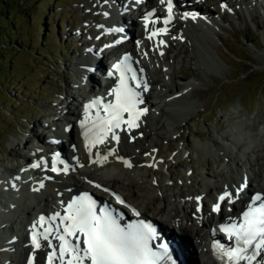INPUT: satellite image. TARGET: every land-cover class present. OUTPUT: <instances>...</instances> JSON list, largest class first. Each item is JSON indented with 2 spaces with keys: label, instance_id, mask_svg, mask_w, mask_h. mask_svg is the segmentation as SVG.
I'll list each match as a JSON object with an SVG mask.
<instances>
[{
  "label": "bare ground",
  "instance_id": "6f19581e",
  "mask_svg": "<svg viewBox=\"0 0 264 264\" xmlns=\"http://www.w3.org/2000/svg\"><path fill=\"white\" fill-rule=\"evenodd\" d=\"M153 1H156L160 6V0H140L139 3L136 0H128L125 3L114 0L112 4L111 2L103 4V10L110 15L107 23L101 24L102 36H107L106 45L109 47L103 49H96L92 45L88 47L78 57L75 71H77V77L91 78L90 74L94 73V70H98L102 72L108 83L101 87L90 82L85 94H81L80 98L71 99L73 108L66 107L63 116H56L53 120L44 123L51 128L52 136L54 135L55 138L34 134L31 140L24 138V147L30 144L28 150L16 149L12 157L7 160L3 159L4 161L0 164V175L2 176L0 182V250H4V257L0 264H27L29 256L33 253L30 242L32 224L37 222L40 216L47 219L55 212H59L62 202L78 190H88L97 199L102 198L101 201L104 202L115 201L113 193L119 195L130 207L125 208L122 205L117 210L123 212V208H125L131 212V208H135L140 212V216L151 218L163 235L166 234L173 238L177 250L184 254L189 264H195L193 256L194 259L196 258V262L198 261V255H194L195 251L201 253L199 255L201 264H219L210 255L212 249L208 243L209 237L217 236L218 226L228 216L238 215L240 206L246 204L252 191L259 189L264 193V124L251 127L252 123L244 120V126H240L241 129L235 127L231 132L224 131L220 138L211 140L210 146L204 142L196 144L186 140L185 145L178 144L176 147H172L168 153L161 151V143L165 142L169 147V144L172 143L171 139L176 135L172 130L173 120L185 121L198 107L197 101L190 95L183 93L182 90H174L171 84L166 81L170 77L167 49L176 40L170 34L176 33L185 36L195 50L193 58L197 57L205 67L221 69L223 66L216 57L215 48L204 34L206 28L211 26L208 17L214 15L208 7L206 9L202 6L206 4L207 0H173V19L167 25V34L157 35L150 40L148 36L153 28L165 27L162 17H159L155 23L150 21L147 28L143 23L145 11L153 6ZM237 1L244 5L251 20H254L256 15L254 13L257 10L264 11V0ZM237 1L214 0L212 2L220 6L226 5L227 10L229 8L237 14L235 6L233 8V3L236 4ZM196 3L199 8L196 7ZM163 5L161 4L162 7ZM165 8L167 7L162 9ZM240 8L242 10V6ZM160 12L156 10L155 15ZM185 14H187V18H185ZM219 14L220 19L223 20V13L219 12ZM193 15H195V19L192 18ZM131 18L135 19V24H138L140 30L137 36L133 35L127 39L126 34L130 31L129 26L132 25ZM127 20L130 25H126ZM111 29H121V31H110ZM209 29L215 33L213 28ZM113 32H116L117 36L113 37ZM161 40L164 41L163 44L159 43ZM137 41L140 42L139 47ZM108 52L113 53V58L111 63L106 61L108 65H105L102 58ZM126 52L132 54L136 69L138 71L143 69V73L139 71L142 80H146L153 89H156V93L153 95L152 92L148 94L143 91L142 87L139 88L144 100L142 105L147 108L148 112L150 110L159 111L160 107H164L167 113L165 119L155 115H152V119L155 120V124L164 123L166 127L159 131L149 126L145 120L148 115L145 113L146 117L142 115L138 121L139 127L129 130L126 126H122V129L116 130L120 137L119 143L108 137L105 143L93 147L90 155L79 127V121L83 118V105L95 97H102V93L105 95L110 86H114L116 77L110 78L107 73ZM145 52L147 53L146 57L144 56ZM97 58L100 60L97 61ZM154 62L164 68L162 77L157 80H153L152 74L150 75L152 72L150 66ZM185 84L189 88L195 85L190 80L185 81ZM59 123L61 124L60 128ZM65 126H68L69 130L65 129ZM130 137H134L132 142L129 141ZM142 139L146 142V146L137 145ZM55 140L60 143L54 145ZM64 141L65 143L67 141L69 145L74 144L75 150H70L71 153H67ZM122 145L125 149H122ZM211 146L223 151L228 149V161L224 167L229 175L223 176L221 179H217L213 175L205 180L197 177L190 178L188 175L193 172L192 163L181 168L182 170L177 169L176 172L170 169L171 159L175 160L177 165L180 162L183 163L184 157H189L192 150L197 152L199 157L207 158ZM109 149H116V154L108 155L107 160L101 163L93 162L97 159V153L103 157ZM232 149L240 151L243 158H234L230 152ZM55 153L63 154L71 159V165L66 166L67 172L51 171L48 162L55 156ZM145 153L149 155H145ZM118 157L128 160L132 167H126ZM36 160L46 161L47 166L41 163L39 169L31 167ZM237 160L245 162V164L241 166L242 163H239L238 168L233 170L232 164L235 162L238 165ZM22 164H25L24 168L27 169V172L17 175V170ZM150 164L155 166L149 167ZM56 166L64 168L63 163L59 161ZM12 174L17 175L14 177L15 186H9L7 182ZM245 177L247 178V187L240 194V198L232 205L225 206L226 202L222 204L221 213L212 212V204L216 197L225 191L226 186L229 191L235 193V188L244 182ZM255 177L260 178L256 179ZM189 182H191V187L185 188L186 183ZM41 183H43V187H40ZM97 184L101 187L97 188L95 186ZM104 189L109 191H104ZM197 196L201 197L200 212L196 211L198 205L195 197ZM228 207L232 208L231 212L227 210ZM47 226L46 224L45 227ZM50 239L53 245L57 242L53 236H50ZM190 240L194 244V253L190 246ZM41 243L42 248L35 252V264H45V257L49 251L48 242L41 239Z\"/></svg>",
  "mask_w": 264,
  "mask_h": 264
},
{
  "label": "rangeland",
  "instance_id": "374dc122",
  "mask_svg": "<svg viewBox=\"0 0 264 264\" xmlns=\"http://www.w3.org/2000/svg\"><path fill=\"white\" fill-rule=\"evenodd\" d=\"M113 1L8 0L5 4V0H0V23L5 24L12 19L18 27L15 37H10L11 42L2 47L5 56L0 67L8 71L5 76L9 78L0 76V164L3 159L12 157L16 149L28 150L30 144L24 147V138L31 140L33 134L50 137L53 132L44 123L56 116H63L66 107L73 108L71 99L85 94L90 82L101 87L106 85L102 72L98 70L90 74L91 78L77 77L75 64L91 45L96 49L105 48L108 39L102 36L101 24L110 15L104 14L103 4H112ZM120 1L125 3L128 0ZM212 1L207 0V6H202L208 7L214 14L208 17L211 24L208 27L213 28L215 33L206 28L204 34L215 48L216 57L223 67H205L197 57L194 60L195 50L185 36L170 34L176 40L167 49L170 77L166 81L174 90H182L190 95L197 101L198 107L185 121L173 120L172 130L176 135L171 139L172 143L169 142V147L165 142L161 143L160 149L164 153L178 144L185 145L186 140L196 144L204 142L210 146L211 140L220 138L224 131L231 132L235 127L241 129L244 120L250 121L251 127L264 124V11L257 10L254 20H251L244 5L237 0L238 3H233L237 14L229 11V8L231 13H224V9ZM152 7L159 9L156 1H153ZM219 12L223 13V20ZM128 20L126 25H130ZM134 20L131 18L127 39L137 36L140 30ZM4 31L12 35L6 28ZM112 36H117V33L113 32ZM179 37L180 40L177 39ZM112 58L113 53L108 52L102 58L103 64L108 65ZM150 67L153 80L162 77L163 67L155 62ZM187 80L193 81L195 85L189 88L185 84ZM151 92L155 95L156 89L152 88ZM146 114L148 116H144L149 126L159 131L166 127L164 123L155 124L152 119V115H155L164 120L167 114L164 107H160L159 111H147ZM133 139L130 137L129 141ZM141 144L146 146L144 139L137 145ZM122 149H125L123 145ZM230 152L234 158L242 157L236 149ZM227 155L228 149L223 151L214 146L210 147L207 158L199 157L192 150L189 157L184 155L183 163L177 165L171 159L170 169L176 172L192 163V177L188 175L190 178L205 180L213 175L221 179L229 175L225 168ZM239 163H242L241 166L245 164L238 161L236 165L233 162V170L238 168ZM23 172L25 174L22 164L17 175ZM190 183L184 184L185 188L191 187ZM3 257L4 253L0 251V261Z\"/></svg>",
  "mask_w": 264,
  "mask_h": 264
},
{
  "label": "snow or ice",
  "instance_id": "6c2138e0",
  "mask_svg": "<svg viewBox=\"0 0 264 264\" xmlns=\"http://www.w3.org/2000/svg\"><path fill=\"white\" fill-rule=\"evenodd\" d=\"M136 2L139 3L140 0H136ZM160 3L166 4L167 7V17L163 19L165 27L153 28L148 36L150 40L157 35H166L167 25L173 19V0H160ZM221 7L223 9L227 6L222 4ZM104 14L108 15V13ZM154 15L155 10L144 15L146 28ZM185 18H187V14H185ZM192 18L195 19V15ZM155 22L152 21V23ZM110 31H121V29H111ZM175 38L173 37V39ZM139 43L137 41L138 47ZM159 43L163 44L164 41L161 40ZM105 47H109V45H105ZM161 55H163L162 52ZM144 56H147L146 52ZM139 71L143 73V69ZM107 75L110 78L116 77V83L107 93V96L112 99L107 102L102 97L91 99L83 105V118L79 121L81 135L90 155L91 149L105 143L109 134H111L112 140L119 143L120 137L116 130L122 129V126H126L129 130L139 127L140 117L147 112V108L138 107L144 103V100L142 93L136 89L142 87L146 92L148 83L146 80L142 82V77L138 78L136 70L131 65L130 55H124L113 64L112 70ZM130 82L135 83L133 85ZM125 114H127V118H125ZM72 147L75 150V145ZM115 154L116 149H109L103 157L97 153V159L93 162L101 163L107 160L108 155ZM145 155L149 154L145 153ZM56 159L53 157L51 171L67 172V167L61 169L56 166ZM118 159L122 160L126 167H132V164L123 157H118ZM41 163L47 166L46 161H41L31 167L38 168ZM80 166L83 167V165ZM148 166L154 167L155 165ZM43 186L41 183L40 187ZM95 186L101 187L99 184ZM246 187V177L244 182L235 188V193L229 191L226 186L225 191L216 197L211 211L217 214L221 213L222 204L225 202V206L234 204ZM104 191L109 190L104 189ZM113 195L117 204L130 207L119 195L115 193ZM189 199L192 198L189 197ZM200 199L199 196L195 197L198 205L197 212L201 211ZM227 210L231 212L232 208L228 207ZM131 211L133 215L140 216V212L135 208H131ZM56 220H59V225L53 226V222ZM46 224L47 227H45ZM38 226L43 231H36ZM218 228L225 234L226 239L232 242L231 246H225L220 242L213 244V249L219 254L220 259L225 261V264H264V193H253L239 216H228L226 222L220 224ZM50 236L59 242L58 245L52 244ZM81 237H83L82 241ZM70 238H74L76 242L73 243ZM155 238L156 230L150 223L143 220L128 224L125 228L121 226L117 216L113 214V210L108 207L97 214L95 201L88 193H84L67 204L64 215L55 212L47 219L40 216L38 221L32 225L30 242L33 253L29 256L27 264H35V252L42 248L41 239L47 241V247L51 249L45 257V264H85V261H89L90 264H159L166 258L170 260L167 246H164L163 253L154 252L149 246L150 240Z\"/></svg>",
  "mask_w": 264,
  "mask_h": 264
},
{
  "label": "trees",
  "instance_id": "16d2710c",
  "mask_svg": "<svg viewBox=\"0 0 264 264\" xmlns=\"http://www.w3.org/2000/svg\"><path fill=\"white\" fill-rule=\"evenodd\" d=\"M6 2H5V4H7L8 3V0H5ZM8 23H9V25H8V23H5V24H1L0 23V66H2V63L4 62V60H3V58H4V56H5V52H4V50L2 49V47H4L5 45H7L8 44V42H11V41H9V38L11 37H15V32L17 31V29L16 28H18L17 27V25L15 24L14 25V22L12 21V19H10L9 21H7ZM7 29L8 31H10V33L12 34V35H8V33H7V31H4V29ZM12 31V32H11ZM9 60V59H8ZM3 69V68H2ZM1 69V67H0V76L1 75H4V76H2V78L3 79H8L9 77H6L5 76V73L6 72H8L7 70H2ZM2 79H0V81H1Z\"/></svg>",
  "mask_w": 264,
  "mask_h": 264
}]
</instances>
